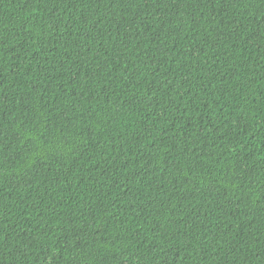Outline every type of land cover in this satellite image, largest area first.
I'll return each mask as SVG.
<instances>
[{
  "label": "trees",
  "instance_id": "obj_1",
  "mask_svg": "<svg viewBox=\"0 0 264 264\" xmlns=\"http://www.w3.org/2000/svg\"><path fill=\"white\" fill-rule=\"evenodd\" d=\"M0 264H264V0H0Z\"/></svg>",
  "mask_w": 264,
  "mask_h": 264
}]
</instances>
